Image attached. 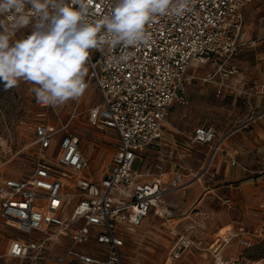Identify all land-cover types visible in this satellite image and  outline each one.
<instances>
[{
  "label": "built area",
  "instance_id": "obj_1",
  "mask_svg": "<svg viewBox=\"0 0 264 264\" xmlns=\"http://www.w3.org/2000/svg\"><path fill=\"white\" fill-rule=\"evenodd\" d=\"M256 1L261 0H194L192 10L183 16H157L148 25L152 40L147 45L91 50L85 77L88 88L79 101H71L69 113L61 114L35 98L41 110L22 123L32 133L29 147L35 157L30 172L15 178L4 177L0 170V260L123 264L131 235L148 216L172 238L169 260L193 250L208 254L210 264H239L236 257L222 255L226 245L235 239L248 248L264 240L261 224L253 230L230 226L225 237L217 231L208 241L206 231L214 212L202 199L185 209L166 200L193 181L209 182L212 186L207 189L212 192L219 183L216 161L231 167L238 163L225 148L227 139L240 130L251 135L253 126L264 119V90L253 94L245 88L246 73L229 62L247 44L245 9ZM83 3L89 19H96L110 13L114 0ZM30 33V27L21 29L15 39ZM121 55L127 59H114ZM193 64L211 68L201 80L216 85L217 97L228 92L232 102L241 99L248 112L238 128L224 136L212 125L200 124L190 131L187 139L205 146L206 156L196 171L178 172L165 182L169 151L162 132L173 103L188 104L187 86L196 78L189 72ZM217 74L233 78V84L214 80ZM91 83L99 101L84 106ZM82 120L96 131L112 132L116 139L99 180L83 175L87 159L73 130ZM147 152L154 156L153 172L133 171L134 161L143 160ZM185 156L184 151L178 152L180 160ZM214 195L221 204H230L229 197Z\"/></svg>",
  "mask_w": 264,
  "mask_h": 264
},
{
  "label": "rangeland",
  "instance_id": "obj_2",
  "mask_svg": "<svg viewBox=\"0 0 264 264\" xmlns=\"http://www.w3.org/2000/svg\"><path fill=\"white\" fill-rule=\"evenodd\" d=\"M244 20L247 44L243 50L232 56L229 62L243 69L247 76L244 87L255 94L260 89V84L264 83V0L249 4L245 9ZM210 71L212 72L211 68H198L193 64L189 72L196 78L187 86L188 104L180 105L174 102L167 114L165 125L180 138H185V134L200 124L212 125L221 136H224L238 128L239 122L248 112L241 99L233 103V96L228 92L225 96L217 97L216 85L201 80ZM213 79L229 84H233L234 81L233 78H225L219 74ZM33 87L34 84L21 81L17 87L6 90L4 84L0 82V170L4 177H26L34 161L33 148L29 147L32 133L22 124L41 110L35 102ZM253 98L251 96V100ZM98 101L99 95L95 84L91 83L83 99L84 106ZM71 103L69 101L64 105L56 106L55 109L61 114L69 113ZM73 130L82 142V152L87 159V168L83 171V175L92 180H99L116 147L114 134L110 131H96L83 120L79 121ZM238 135L236 132L229 138ZM54 147L52 145L49 153H53ZM249 150L250 148L245 155L246 182H243L238 189H234L236 195L233 199V195L229 197L230 204H221L215 196L206 198L205 203L214 212L213 220L209 222L206 231L208 241L222 228L225 234L230 229L229 224L233 229L241 226L245 230H253L264 224V156L256 155L255 149ZM153 157L152 152L145 153L141 157L143 160L134 161L132 170L145 173L144 160L153 164ZM150 172H153V168H150ZM257 177H261L260 180H255ZM251 178L254 179L253 184L252 180H248ZM248 182L252 185H248ZM232 183L233 187H236L240 180H234ZM146 223L140 225L136 233L131 235L132 242L127 244L123 264H210L208 254L193 250L186 252L178 260H169L172 238L168 237L159 221ZM222 255L225 258L236 257L239 264H264V240L256 241L251 247L244 248L234 239L225 246ZM0 264L13 263L2 259Z\"/></svg>",
  "mask_w": 264,
  "mask_h": 264
},
{
  "label": "clouds",
  "instance_id": "obj_3",
  "mask_svg": "<svg viewBox=\"0 0 264 264\" xmlns=\"http://www.w3.org/2000/svg\"><path fill=\"white\" fill-rule=\"evenodd\" d=\"M193 4L194 0H114L109 14L89 19L83 0H0V82L6 90L21 81L34 84L35 98L44 106L79 101L88 88L91 50L147 45L152 40L148 25L157 16L180 17ZM29 27V35L15 39ZM114 59L124 61L127 55Z\"/></svg>",
  "mask_w": 264,
  "mask_h": 264
},
{
  "label": "crops",
  "instance_id": "obj_4",
  "mask_svg": "<svg viewBox=\"0 0 264 264\" xmlns=\"http://www.w3.org/2000/svg\"><path fill=\"white\" fill-rule=\"evenodd\" d=\"M263 89L264 83L260 84V89L257 90V92L259 93ZM195 127L192 128L191 131H194ZM252 129L253 133L251 135H247L246 131H240L238 132V136L229 138L226 141L225 148L238 163L237 166L231 167L228 164H224L220 160L216 161V172L218 174L219 183L213 188L211 187L212 192L207 189L208 187L212 186V184H210L209 182L193 181L192 184H190L186 189L168 195L166 197L167 202L172 206H176L180 209H185L189 208L192 204L200 199H202L205 203L206 198L210 199L212 196H215L214 194H217V196L219 197H230L233 195V199L234 195H236L234 189H238L243 182H246L245 171L247 169L245 167V155L247 153V149L250 148L249 151L255 149L256 155L261 154L264 156V119L258 124L254 125ZM167 131H169L170 133ZM188 134L184 135L185 138H180L176 135L175 132L172 131V129H170L167 125H164L162 137L167 144V150L169 151L168 162L166 165L167 174L164 177L165 182H168L173 177H175L174 175L178 172L184 175H188L190 171H196L206 156L205 146L191 144L187 139ZM181 150L186 153V156L180 160L178 158V152ZM144 161L146 162L145 172L149 173L152 164L150 163V161ZM260 178L261 177H257L255 180H260ZM234 180H240V183L236 187H233L232 181ZM248 180H252L253 184V178ZM247 184L252 185L249 184V182ZM213 200L214 199L212 198V201ZM180 205L182 207H180ZM151 221L153 222L155 220L154 218H152V216H148L144 219L141 226L144 222H147L149 224L151 223ZM229 225L232 226L231 224ZM135 233L136 231L133 234Z\"/></svg>",
  "mask_w": 264,
  "mask_h": 264
},
{
  "label": "bare ground",
  "instance_id": "obj_5",
  "mask_svg": "<svg viewBox=\"0 0 264 264\" xmlns=\"http://www.w3.org/2000/svg\"><path fill=\"white\" fill-rule=\"evenodd\" d=\"M264 90V89H263ZM190 184H192V183H190ZM189 184V185H190ZM189 185H188V187H189ZM218 234L220 235V236H222V237H225V234L223 233V228L222 229H220L219 231H218Z\"/></svg>",
  "mask_w": 264,
  "mask_h": 264
},
{
  "label": "snow or ice",
  "instance_id": "obj_6",
  "mask_svg": "<svg viewBox=\"0 0 264 264\" xmlns=\"http://www.w3.org/2000/svg\"><path fill=\"white\" fill-rule=\"evenodd\" d=\"M15 250V249H14Z\"/></svg>",
  "mask_w": 264,
  "mask_h": 264
}]
</instances>
